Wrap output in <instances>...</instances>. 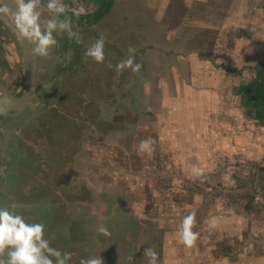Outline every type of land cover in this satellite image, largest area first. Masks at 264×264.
<instances>
[{"label":"rangeland","instance_id":"obj_1","mask_svg":"<svg viewBox=\"0 0 264 264\" xmlns=\"http://www.w3.org/2000/svg\"><path fill=\"white\" fill-rule=\"evenodd\" d=\"M118 2L122 6L116 9L118 39L124 29L134 39H116V45L105 46L103 64L85 56L89 46L68 48L63 63L67 72L62 77L67 84L65 100L56 94L48 98L41 87L61 63L57 58L51 62L49 57L50 64L41 59L34 114L60 102L65 103L61 111L74 103L91 102L93 107H87L88 113L85 107L79 128L75 119L61 121V139L52 147L45 139L37 142L38 152L51 156L53 163L60 160L63 167L54 171L55 176L35 177L37 183L49 180L51 186H27L34 182L28 173L26 185L17 186L18 197L4 189L0 207H9L29 222L44 223L46 236L54 237L51 246L59 250L62 246L72 254L68 264L92 257H102L103 264H147L144 249L149 247L160 254L161 264H264V131L256 125L258 136L244 133L231 115L223 116L220 107L213 119L230 120L228 125H200L199 110L181 111L187 104L172 88V71L188 70L191 53L205 58L208 52L214 55L227 49L236 37L228 35L229 22L242 21L235 19L241 6L248 12L260 9L247 17L250 27L264 24V0ZM189 12L201 23H210L212 31L190 22ZM130 46L136 49L141 70L117 73L115 65L129 55ZM109 60L112 68L107 67ZM46 65L52 67L50 71H45ZM179 118L193 124L174 126ZM180 131L186 135L181 137ZM148 137L155 141L154 151L138 154L137 145ZM24 139L27 143L31 136ZM193 167L205 169V179H195ZM244 204L252 208L245 209ZM193 210L197 220L193 230L200 232V238L196 247L188 249L179 243V229L183 217ZM59 213L62 223L55 220ZM213 216L220 224L209 229L207 221Z\"/></svg>","mask_w":264,"mask_h":264},{"label":"flooded vegetation","instance_id":"obj_2","mask_svg":"<svg viewBox=\"0 0 264 264\" xmlns=\"http://www.w3.org/2000/svg\"><path fill=\"white\" fill-rule=\"evenodd\" d=\"M62 2L68 7L69 15L77 11L81 5L87 11L86 15H81L78 19L73 17V30L80 33L82 42L78 43L75 39H70L66 33H53L58 43L54 47L57 50L50 51V61L52 62L54 58H57L61 64L55 70L54 74L46 82L41 84V87L46 90L48 98H55L54 95L56 94L61 98L60 100H65L67 97V84L62 81V77L67 72V66L63 65V63L66 62L64 58H66L68 48L90 46L95 40L99 39L101 33L106 37L105 46L116 45L118 43L116 39L122 42L127 37L130 40L134 38L132 34H129L127 29H124V32L119 30L120 38L118 39L116 9L117 6H121L118 0H62ZM45 3L42 0L38 6V10L41 12L42 27L48 19L55 18L47 10ZM126 4L124 2L123 5ZM122 20H125V17ZM98 26L100 30H96ZM123 26L119 24V28ZM14 27L10 16L0 15V84L12 95L20 96L24 91L25 81L20 40ZM49 57L45 58L43 63L50 64ZM80 57H82L81 51L75 55L77 65L81 62ZM42 58L38 57L37 76L42 67ZM51 68L50 65L44 67L46 72L50 71ZM37 76L35 77V92L31 103L22 111H10L0 115V200L5 192L4 189L11 191L14 198L16 196L18 197L20 188L17 189V186L26 185L24 176L28 173L31 174L34 182L27 186H51L49 180L47 182L37 183L35 177L40 179L43 173L51 175L52 173L54 174V171H61L63 167L61 166L60 160L59 163H53L51 156L44 157L38 152V149H36L37 142L45 139L44 142L52 147L55 144V140L61 139V125H63L61 121L67 122L70 119L74 123L73 120L75 119L79 123L77 126L79 128V126H83L85 107L90 108L91 105L93 107L91 102L86 104L87 106H84L82 103H74L73 105H68L64 111H61L60 108H63L65 103L60 102L56 106L54 104L45 105L46 107L40 110L39 115L34 114V97H36V91L41 89L40 84L38 82L36 83ZM49 84L50 86L48 87ZM75 110H81L80 114H77ZM88 112L89 109L87 110ZM72 114L74 115L71 116ZM93 114L97 115L98 113ZM40 115H43L42 119ZM72 133H75V131H72ZM27 135L31 136V140L26 143L24 137ZM13 165L16 166V170H12ZM47 190L48 188L46 187L45 193ZM13 200L11 198V201ZM57 215L55 220L61 219L62 223L63 216L60 213ZM60 249L61 251H66L62 246Z\"/></svg>","mask_w":264,"mask_h":264},{"label":"clouds","instance_id":"obj_3","mask_svg":"<svg viewBox=\"0 0 264 264\" xmlns=\"http://www.w3.org/2000/svg\"><path fill=\"white\" fill-rule=\"evenodd\" d=\"M41 2L42 0H13L15 5L13 9L8 6L6 0H0V15L10 16L18 39L32 45L34 56L44 58L50 56V49L58 43L53 33H66L70 39L82 42L80 33L73 30V17L78 19L79 16L87 14L83 5L69 15L68 7L62 0H46V3L44 0L45 7L55 18L48 19L42 27L41 12L38 10ZM105 42L106 37L101 33L99 39L86 49L85 56L96 63H105ZM127 52L129 55L115 65L117 73H122L125 69H130L134 73L139 72L142 65L135 60L136 49L130 46ZM107 67H113L110 60L107 61ZM154 144L152 137L141 140L136 147L137 153L151 154L154 151ZM191 172L195 179H205V169L193 167ZM226 175L229 177L232 175L230 169ZM196 224L194 210L183 217L179 229V243L188 249L196 247L200 238V232L193 230ZM207 224L209 229H216L219 227L220 219L213 216ZM99 231L111 235L107 228H100ZM52 239L54 237L46 236L44 223L29 222L24 215L9 207H0V257H2L0 264H68L72 254L52 247ZM144 256L148 258L147 264H161L160 254L151 247L144 249ZM128 259L132 261L133 257L129 256ZM80 264H103V260L102 257H92L81 259Z\"/></svg>","mask_w":264,"mask_h":264},{"label":"crops","instance_id":"obj_4","mask_svg":"<svg viewBox=\"0 0 264 264\" xmlns=\"http://www.w3.org/2000/svg\"><path fill=\"white\" fill-rule=\"evenodd\" d=\"M259 11L254 8L248 12L244 5L241 6L235 19L240 17L242 21L229 22L232 26L228 35L236 34V37H233L227 49L219 47L214 55L206 53L208 56L205 58H200L198 53H191L187 58L188 70L172 71V88L178 93L176 97L187 104L181 111L190 113L199 110L201 116L197 120L200 125L210 128L228 125L230 120L218 123V120L213 119L214 116L218 117L220 107L223 116L231 115L237 128H244V133L258 136L259 132L254 131L256 125L264 131V24H253L250 27L247 23L249 14ZM189 13L193 20L190 22L201 25L202 30L205 27V31H212L210 23H201L195 13ZM220 30H223L222 25ZM260 30L263 33H258ZM178 121L174 126L185 128L193 124L191 120L184 122L179 118ZM179 133L181 137L186 135L183 131Z\"/></svg>","mask_w":264,"mask_h":264},{"label":"water","instance_id":"obj_5","mask_svg":"<svg viewBox=\"0 0 264 264\" xmlns=\"http://www.w3.org/2000/svg\"><path fill=\"white\" fill-rule=\"evenodd\" d=\"M6 3L10 8H15L13 0H6ZM20 46L25 81L24 91L20 96H14L0 84V115L10 111H22L33 99L38 56L33 55L32 45L27 41L20 40Z\"/></svg>","mask_w":264,"mask_h":264},{"label":"trees","instance_id":"obj_6","mask_svg":"<svg viewBox=\"0 0 264 264\" xmlns=\"http://www.w3.org/2000/svg\"><path fill=\"white\" fill-rule=\"evenodd\" d=\"M244 207H245V209H251L252 208V206L250 204H244Z\"/></svg>","mask_w":264,"mask_h":264}]
</instances>
